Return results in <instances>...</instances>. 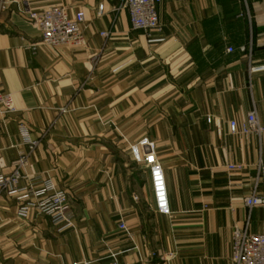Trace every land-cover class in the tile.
I'll return each instance as SVG.
<instances>
[{"label": "crops", "instance_id": "0c3cea01", "mask_svg": "<svg viewBox=\"0 0 264 264\" xmlns=\"http://www.w3.org/2000/svg\"><path fill=\"white\" fill-rule=\"evenodd\" d=\"M117 4L0 0V73L14 107L0 114V174L23 160L18 185L0 190V264H234L235 228L264 231V208L244 202L264 193V133L229 128L254 109L264 126V71H249L264 62V0H163L150 33ZM60 5L84 12V44L44 45L23 14ZM145 136L157 145L169 216L156 212L125 143ZM46 179L75 213L60 233L37 208L21 217L26 200L10 194Z\"/></svg>", "mask_w": 264, "mask_h": 264}, {"label": "built area", "instance_id": "2783aa9c", "mask_svg": "<svg viewBox=\"0 0 264 264\" xmlns=\"http://www.w3.org/2000/svg\"><path fill=\"white\" fill-rule=\"evenodd\" d=\"M162 1L119 0V4L114 6V10H127L132 29L150 33L160 28L159 5ZM102 11L103 5H100L98 14L101 15ZM23 14L27 21L40 32L41 43L44 45L56 48L65 45L80 46L85 43L83 38L85 14L83 11H77L74 15H70L67 8L60 5L50 6L40 11L27 8ZM101 35L107 37L109 33L102 32ZM28 48L36 51L38 44H30ZM233 51L232 46L227 48V52L231 53ZM249 71L250 73L264 71V62L258 65L250 63ZM13 110L12 96L3 90L0 73V114L10 113ZM229 128L232 135L256 134L260 136L264 133V126L259 122L255 109L248 113L246 121L241 126L237 121L231 120ZM20 131L24 140L30 144L31 149L39 144V141H33L29 138V131L24 125H20ZM129 146L133 161L149 172L156 212L161 215H171L165 172L157 158L156 143L145 136L137 143H130ZM22 164V159L13 164L15 171L12 176L0 174V190L8 186L16 187L18 185L21 179L18 167ZM239 167V165H228L230 170ZM263 169L262 161H260L259 174ZM17 193L21 194L20 198L26 200V203L19 209L21 217L26 218L32 208H37L39 212L50 218L56 232L60 233L73 227L75 213L69 204V195L65 189L57 187L51 179L44 180L41 186L35 189L24 187L10 191V194ZM135 198L138 199L137 196ZM244 202L249 211L256 207L264 208V193L258 194L257 191H253L245 197ZM119 227L126 230V225L123 222L120 223ZM231 259L234 264H264V231L252 233L249 230L248 223L244 227H236L233 232Z\"/></svg>", "mask_w": 264, "mask_h": 264}, {"label": "rangeland", "instance_id": "374dc122", "mask_svg": "<svg viewBox=\"0 0 264 264\" xmlns=\"http://www.w3.org/2000/svg\"><path fill=\"white\" fill-rule=\"evenodd\" d=\"M127 145H128V150L130 152V142H125ZM137 170H138V173L140 174V179H141V183L143 184L144 182L145 183H148V180H149V183H150V178L149 176L146 175V173H144L147 169H144L141 165H138L137 164ZM148 171V170H147ZM148 173V172H147ZM149 178V179H148ZM151 185V184H150ZM147 188H149V185H147ZM152 189V188H151Z\"/></svg>", "mask_w": 264, "mask_h": 264}]
</instances>
